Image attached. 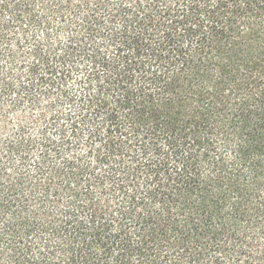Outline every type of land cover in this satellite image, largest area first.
<instances>
[{
  "label": "trees",
  "instance_id": "trees-1",
  "mask_svg": "<svg viewBox=\"0 0 264 264\" xmlns=\"http://www.w3.org/2000/svg\"><path fill=\"white\" fill-rule=\"evenodd\" d=\"M0 264H264V0H0Z\"/></svg>",
  "mask_w": 264,
  "mask_h": 264
}]
</instances>
